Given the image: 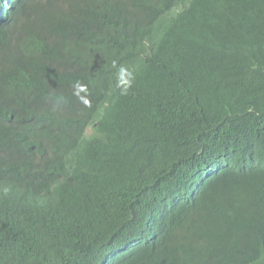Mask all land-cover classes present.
I'll list each match as a JSON object with an SVG mask.
<instances>
[{
	"label": "trees",
	"instance_id": "trees-1",
	"mask_svg": "<svg viewBox=\"0 0 264 264\" xmlns=\"http://www.w3.org/2000/svg\"><path fill=\"white\" fill-rule=\"evenodd\" d=\"M18 24L30 35L2 47L0 83L37 53L97 75L149 65L131 93L78 96L72 74L46 83L42 64L18 75L45 87L29 151L0 146V264H264V0H17L0 30ZM108 94L110 123H134L116 153L84 141ZM12 114L25 106L0 99V119ZM12 132L0 122V145Z\"/></svg>",
	"mask_w": 264,
	"mask_h": 264
},
{
	"label": "clouds",
	"instance_id": "clouds-1",
	"mask_svg": "<svg viewBox=\"0 0 264 264\" xmlns=\"http://www.w3.org/2000/svg\"><path fill=\"white\" fill-rule=\"evenodd\" d=\"M17 3V0H10L4 6L0 7V25L5 24L8 13L13 9L14 4ZM182 14L179 8L175 9L168 15V18L173 19ZM19 29L10 32V29L7 33L3 30H0V50L4 51L2 47H8L10 42L11 46H14V43H18L16 40L18 37H24L30 35L25 29H23V24H18ZM10 46V47H11ZM53 47H56L57 44L52 43ZM62 48V46H61ZM7 54V53H6ZM69 56L67 61H64L65 56ZM37 66L42 64L43 69H39L38 72L42 73L46 78L43 80L47 81L49 78L45 75L49 72V69L53 72L61 74H72L73 79L76 80L73 86L69 84V89L72 94L81 96L83 93H88L92 91L94 86L100 87L104 83L108 82L107 88H114L116 90H121L122 93H131L136 92V89L139 84L147 81L143 77L144 70L149 65V58L146 56L139 55L135 60L131 62H114L111 65L104 66L105 73L102 75H97L95 71H81L79 59L72 53H61L53 56H47L44 53H37L32 59L27 60L24 58L22 66L14 71L10 78L4 80L0 83V99H3L5 104L8 106L23 107L25 106V115L24 120L17 119L18 114H12L9 118L0 119V122L10 123L12 129V135L7 141V145H0L8 148L10 151L13 150L15 153H19L20 150L18 146L25 144V149L29 151L31 145V126L33 123L31 111H32V101L35 98V95L41 90L38 84L37 91L32 92L31 85L25 81V77L18 75H25V72L28 70V65ZM79 67V68H76ZM2 70V67L0 68ZM33 72V71H28ZM37 72V71H35ZM72 79V80H73ZM52 85L58 84L62 85L61 81H50ZM71 83V78L69 82ZM77 91V92H76ZM80 101V98H78ZM77 101V102H78ZM84 105L75 107L77 111H83L90 107L92 104L88 100L82 98ZM54 104H46L41 107V112L43 110L52 108ZM117 106V101L114 99L112 94H108L103 105L99 107L97 112L90 118H88V125L84 130V141L87 143L98 142L104 138L115 139L123 144L126 139L125 135L130 132V126H134V123L125 118L123 123V128L118 127L115 124L110 123V118L112 117L113 112ZM47 107V108H45ZM44 108V109H43ZM58 108V107H57ZM15 119L13 123L11 119ZM94 130L91 133V130ZM124 147V144H123ZM218 173V169L213 171Z\"/></svg>",
	"mask_w": 264,
	"mask_h": 264
},
{
	"label": "rangeland",
	"instance_id": "rangeland-1",
	"mask_svg": "<svg viewBox=\"0 0 264 264\" xmlns=\"http://www.w3.org/2000/svg\"><path fill=\"white\" fill-rule=\"evenodd\" d=\"M16 45V43H14V46ZM7 58V54H4L1 50H0V68L3 67L2 65L4 64L5 60ZM15 62V57H11L10 58V62H9V66H13ZM93 129L90 131L91 133H93ZM100 145H103L104 148H106L108 150V152L110 153H116L117 149L122 147L123 148V144L115 139H109V138H104L102 140L99 141Z\"/></svg>",
	"mask_w": 264,
	"mask_h": 264
},
{
	"label": "bare ground",
	"instance_id": "bare-ground-1",
	"mask_svg": "<svg viewBox=\"0 0 264 264\" xmlns=\"http://www.w3.org/2000/svg\"><path fill=\"white\" fill-rule=\"evenodd\" d=\"M151 225V224H150ZM152 228V227H151Z\"/></svg>",
	"mask_w": 264,
	"mask_h": 264
}]
</instances>
